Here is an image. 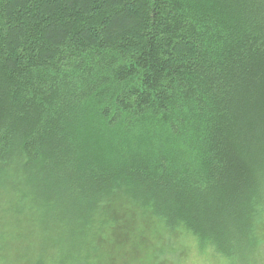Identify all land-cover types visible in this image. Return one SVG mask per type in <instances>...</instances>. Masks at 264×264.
<instances>
[{"label": "trees", "instance_id": "trees-1", "mask_svg": "<svg viewBox=\"0 0 264 264\" xmlns=\"http://www.w3.org/2000/svg\"><path fill=\"white\" fill-rule=\"evenodd\" d=\"M262 215L264 0H0V264H258Z\"/></svg>", "mask_w": 264, "mask_h": 264}, {"label": "rangeland", "instance_id": "rangeland-1", "mask_svg": "<svg viewBox=\"0 0 264 264\" xmlns=\"http://www.w3.org/2000/svg\"><path fill=\"white\" fill-rule=\"evenodd\" d=\"M258 223V230L264 234V215ZM130 229L129 237H117L113 242L121 245L124 255L125 252L132 253V264H229L224 255L215 254L213 250L207 249L202 254L195 241L180 232L169 234L158 225L146 223L142 219L133 222ZM19 240L14 242H22ZM12 260L16 264L15 259ZM257 262L264 264V237Z\"/></svg>", "mask_w": 264, "mask_h": 264}]
</instances>
